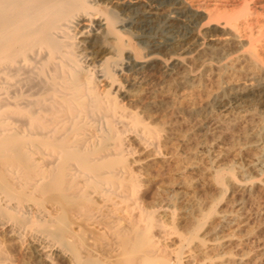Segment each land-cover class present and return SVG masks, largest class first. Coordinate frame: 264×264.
Listing matches in <instances>:
<instances>
[{"label": "bare ground", "instance_id": "6f19581e", "mask_svg": "<svg viewBox=\"0 0 264 264\" xmlns=\"http://www.w3.org/2000/svg\"><path fill=\"white\" fill-rule=\"evenodd\" d=\"M225 1L240 4L242 11L214 18L209 13L202 33L217 29L227 39L203 48L212 60L218 51L223 54L205 69H217L220 85L226 74L238 69V62L243 63L238 70L248 68V81H228L204 107L219 103L226 111L231 101L245 102L262 118L264 41L259 48L253 43L254 36L264 34V0ZM125 7L131 9L118 7L116 0H0V264L252 263L250 247L245 245L249 239L244 241L247 237L242 234L249 220L240 214L245 197L243 202L231 197L235 207L224 211L227 207L219 210L210 204L212 196L206 208L201 197L193 194L197 201L180 193L182 186L168 187L171 177L169 183L164 180L166 186L161 183L159 172L166 177L165 171L180 163L183 155L178 156V148L168 142L167 118L151 114L161 105L158 101L123 102L136 93L142 80L125 83L121 75L143 62L151 64L157 54H141L132 20L127 27L119 14ZM192 14L186 11L187 17ZM242 31L248 36L246 49ZM187 58L183 52L164 62V72L181 69L177 77L167 72L173 79L168 86L200 79L202 73L186 68ZM164 103L171 109L174 105ZM263 137L245 145L253 152L248 161L243 158L245 168L240 166L238 173L249 169L260 174L264 169ZM236 146L232 155L241 157L244 145ZM227 169L229 179L223 178L224 169L211 175L221 195L228 187L224 179L241 196L255 189L258 182L248 180L250 176L239 181L235 168Z\"/></svg>", "mask_w": 264, "mask_h": 264}, {"label": "rangeland", "instance_id": "374dc122", "mask_svg": "<svg viewBox=\"0 0 264 264\" xmlns=\"http://www.w3.org/2000/svg\"><path fill=\"white\" fill-rule=\"evenodd\" d=\"M116 2H117L118 7H124V6L130 5L132 9V10L126 9L125 7L124 8L125 10L124 9H122V11L120 10L119 14L125 19V21L127 20L126 21L127 27L130 26L131 22L133 23L131 24V30L136 31V35H137L136 41H137V45L141 49L140 51L141 54L157 53L156 57L154 58L151 64H148V63L146 64L143 62L137 65L135 70H131L130 73L128 72L129 74L123 73L121 75V78L124 77L123 78L124 80L123 81L121 80L122 82H125V80L127 82L129 79H133V78L142 80V82L140 83V86L137 87L136 93L138 94L134 93L133 95H130L131 98L125 97L123 99V102H125L127 105L128 104L134 105L132 104L133 102L136 104L137 103L141 104L147 101L148 102L154 101L153 99L158 101V102L156 101L154 102L160 103L162 105V106L160 105L158 108L160 111L158 109L155 110L156 112L159 111L158 112L159 114L153 113L155 111L151 112V114L152 115L156 114L155 115L156 117L160 116L159 117L160 119L164 117L165 121L167 118V124L169 126H167L166 124L165 129L166 127H169V128L164 130V132L166 131L165 132L166 134H168L167 132H169L170 134V135L169 134L167 135V136H170L168 139L171 138L170 139L171 141L168 140V142H171L172 148L174 149L175 147L176 149L178 148V150L175 149L176 152L179 151L178 154L180 153L178 156H180L181 154L183 155L179 157L180 159L178 161H180V163L178 164H175L174 156L170 157V161H172V163L174 162L173 163L174 165L173 164L170 165L172 167V169L170 168V170L172 171L171 172L170 170L165 171V172H169L170 174L169 173L167 174L164 172L169 177L167 176L165 177V175H163L162 173L163 171H160L161 173L159 172V176L160 174H162V176H160L162 177V182L161 181L160 182L163 185L164 180L165 182L166 181L168 182V179L170 177L172 178V175H173L174 180H172L171 178L169 179L172 181V183L170 181H169L170 183L168 182L169 183L168 185L164 183L165 186L167 185L168 187L170 186L172 187V185L175 183L177 184L176 186H179V188H177L175 185H173V187L176 190L180 189V187L182 186L180 189V193L182 192V194L185 197H189V198L193 197V194H195L194 197H198V196H199L198 198L201 197L200 200L199 199L198 200L200 203L202 201V204L205 203L203 205L204 207L207 204L209 205L210 201L213 199L210 197L212 196L216 200L213 199V201H211L210 204L214 205L216 209H219V210H221L222 208L224 209V207L225 208L227 207L226 210L224 211H228V209L231 207L234 208L235 205L234 204L231 205V203H236V201H238L239 199H241L242 201V199H244L245 197L243 201L244 202L246 201V202L244 203L242 201L243 203L240 208V211L243 208L244 212L241 211L240 214H243L246 217L244 219L245 221L249 219L248 222L246 221L247 223L244 222V224L247 225L245 226L247 227V229L248 228L250 229V232L249 230L245 228L244 225H243V231L244 232L245 230L248 231V234L247 232L243 233L242 231V234L247 235V236L244 235V239L247 237L244 241L249 239L245 242L246 247L248 248L249 246L250 247L249 249L251 250V251L249 250L251 252V255L249 256H250V261L252 263L249 262V264H264V251L262 249L264 245V183L261 184L260 181H258V179L259 180L262 179L261 182L264 180V169H262L260 174H258V172L256 174V172H253V171H251L250 173L249 169H245V171L242 172L243 174L241 172L238 173L239 172L238 169L240 166H242V168H245L244 163L245 161H248L247 159L252 156L251 154L253 152L251 151L250 153V150L248 152V150L246 149L248 146L245 148V145L251 144L254 141H256V137H259V135L261 138L264 135V121H263V125H261L264 117H262L263 119L261 118L262 115L258 113L259 111L257 112L254 110V112H252L253 110L251 111L250 106H248L247 103L245 102H240L237 105L233 101L229 102V105L231 104L230 106L231 108L229 107V109L226 110L228 113L225 110H223V108L219 105V103H217V105L216 103H214L211 109H209L208 107L205 108L207 106L206 103L208 102L209 98L211 99V97L217 91L221 90L224 86L227 87L228 81L235 82L236 80L235 83L238 82L240 84L241 83L243 84L245 81L246 82L248 81V78H247L248 76L246 75L248 74V68L243 69L245 68V65H243L242 67V69L245 70L246 73L242 71L241 68L240 70H238L240 65L243 64V63L238 62L236 64L238 65L236 66L238 67V69L236 68L238 72L237 70H234V72L232 71L231 73H228L230 75L226 74L225 75L226 77H224L225 79L222 78L221 83L219 85L218 84L219 81L217 82L218 80L217 69L213 68L212 70H209V68L205 69V67H206V64L209 62H212L217 59L218 60L222 59L223 54L221 53V51H218L212 60L211 58L212 56L208 52L202 51L203 48L206 47V45L207 46L208 45H219L226 41L225 38L227 39L226 35L224 36L220 34L217 31V29L213 31L212 33H206V34L202 33L203 23H205L206 20L208 19L209 13H212L213 18L220 17L223 15H230L234 13L238 14L240 13V11H242L241 5L237 4L233 6V5L227 4L225 0H116ZM181 8L184 10H182ZM186 11H187V14L193 13L192 17H187ZM191 18H192V21H191ZM135 20H137V22L139 23L138 24L137 22L135 23L134 22ZM242 32H241V39H242V42H244V45L246 46L244 47L246 49L250 46L247 42L248 36L246 33L244 32L242 33ZM255 33L254 35H256ZM258 36L259 38H256ZM258 36L257 35L254 36L255 41L253 44L256 47H258L259 44H261L264 41L263 39L264 34L261 36L260 35ZM259 39H261L262 41ZM175 43L177 44V47ZM179 43L180 45H178ZM183 52L188 56L186 64H185L186 68L189 69L193 73H198V72L202 73L201 77H199L200 79L197 78L199 80H194L195 82L189 85H186V86L180 85V84H176V85L172 84L173 87L168 86V84L171 83L170 81L173 79L172 78L169 79L170 77L167 72H170L171 73L170 75L172 77L174 76L177 77V75L181 72V69L179 67H175L172 70H168L167 72H164L165 70V68L163 70L164 62L168 61L169 56L183 54ZM235 71L237 73H235ZM138 76L139 78H137ZM220 87L222 88L220 89ZM167 89H169L168 93L167 91H165ZM166 93L168 95L163 96ZM139 94L142 96V98H140L141 96ZM162 97L165 99H163ZM171 98L173 100H170ZM131 99H132V102H131ZM157 99H160V100H157ZM139 100H141V102H138ZM168 100L171 102L174 101V105L177 104V102L178 104L174 106L171 102H168ZM164 101L166 102L164 103ZM162 102L166 105L167 103L168 104L170 103L171 106L173 105L172 109L171 107H168V105L167 106L165 105L166 107H164ZM242 103L243 105L244 104L245 105L242 106ZM240 104L243 109L245 108L244 109L245 112H243V109L240 107ZM179 105H180V108L182 107V110L179 108ZM204 105L206 106L204 107ZM232 106H235V107H232ZM190 107L193 108L195 112L192 111L193 112L192 113L191 111H189V109H191ZM178 109H180L181 111H178ZM175 110H177L178 112ZM160 112H162L161 115H160ZM238 112H241L242 115L239 114ZM251 113H252V116H250ZM165 114L166 116H164ZM248 114L250 115L246 116ZM258 115H261V116H258ZM144 118L146 117L144 116ZM159 118H154V119H158L159 121ZM146 119L149 120L148 118ZM219 120L221 122H219ZM152 121L155 122V120H152ZM158 121H156V126H159L157 124ZM216 121H217V124L215 125ZM159 122L158 123L161 124V120ZM259 128H262V132L259 130ZM259 131L261 134L258 135ZM181 134L182 135L187 134V135H184L183 136L184 139H183ZM187 136L188 138L185 140V137ZM180 138H182L183 141L180 140ZM231 140H234V141L236 140L239 144L244 145L243 147L245 149L243 148V151H242L243 154L242 153L240 154L241 157L239 156L236 157L232 155L233 151L237 149V147H239L236 145H239V144H237L236 142H232ZM131 145L135 147L134 144H131ZM168 146L171 147L170 143L168 144ZM242 155L244 157H242ZM243 158H245L244 159L245 161L243 160ZM181 159L183 160L181 161ZM179 164H180V167L177 168L176 166L177 165L179 166ZM230 166L233 169L234 168L236 169V171L234 169V174L236 176V179L238 178L239 181L240 179L241 181H243L245 178H247V176H250L252 178L258 177L257 181H255L256 178L255 179L253 178L254 180L252 178L250 179V177H248L249 179L247 178L248 180L258 182L256 183V186L254 185L255 187L253 186V188L255 189H251L249 193H245L246 195L241 196L242 193H239L240 192L239 190L237 191L236 188H234L232 185H229L230 184L229 180L225 181L227 179H224L225 184L228 183V185H225V186H228V187H226L227 189L223 191V193L226 191L224 193L225 195H221L222 192L218 191V187L216 186L215 183H214L215 185L212 183L213 182L212 177L214 175L212 173L215 170L216 171L218 170V172H220L221 169H224V171L221 170V172L223 171L222 175L224 176L226 174L225 170ZM155 169H158V167H155ZM177 169H178V172H176ZM201 169H202V172H201ZM229 169H227L226 171H228ZM207 170L209 171V173H207ZM179 173L181 174L179 175ZM174 175L178 177H175ZM228 175L229 173L225 175L223 178H226L227 176V178L229 179ZM160 177H159V180H160ZM242 177L244 178L242 179ZM179 180H181L182 182L184 181L187 184V190H185L186 184L183 182L185 184L184 185ZM176 181L179 184L180 182L182 184L178 185ZM261 185L263 186L262 190L260 187ZM232 188L233 190L236 189L237 192L235 191L233 192ZM183 192H188L190 195L191 194L192 195L189 196L188 193L184 194ZM205 193L208 195L206 196ZM251 193L253 194L249 196L248 194H251ZM220 195H221V198H223L221 200L219 198ZM231 197L234 199L236 198L235 199L236 201L232 200ZM208 198H211V199L208 200ZM217 200H220V201L218 202ZM227 201H229V203ZM212 202L214 203L212 204ZM208 205L206 206V208L208 207ZM247 217L249 218L247 219ZM259 255L262 258H260ZM254 261L255 263H253Z\"/></svg>", "mask_w": 264, "mask_h": 264}]
</instances>
